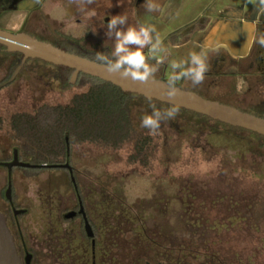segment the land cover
<instances>
[{
	"label": "rangeland",
	"instance_id": "1",
	"mask_svg": "<svg viewBox=\"0 0 264 264\" xmlns=\"http://www.w3.org/2000/svg\"><path fill=\"white\" fill-rule=\"evenodd\" d=\"M243 1L247 3L246 10L241 5ZM39 2L26 0L27 4ZM135 2L94 0L87 9L94 10L95 16L88 18L86 10L69 0H45L25 19L24 13L20 15L17 10L1 13L0 28L13 32L36 31L35 27L46 26L42 11H47L55 16L51 21L59 33L55 32L57 36L45 27L47 32L41 35L45 40L73 50L72 45L66 46V43L70 38H79L81 48L92 54L101 50L111 52L113 41L106 34L107 21L110 16L123 12L130 23H135ZM209 2L206 5L205 0H191L188 4L193 7L173 23L149 21L145 16L143 20L154 25L167 49L166 63L160 66L155 77L166 80L173 60L188 58L191 51H199L210 37L213 40L226 38L233 51L245 52L248 34L244 31L239 35L236 29L243 24L235 21L233 33H228L225 27L222 32L221 26L226 23L222 16L235 11L239 17L243 14L251 18L248 10L253 4L249 0ZM143 3L141 0V7ZM201 6L206 11L204 15H198ZM59 7L67 9L66 12L58 14ZM209 14H213V19L206 17ZM189 18H193L192 21ZM175 29L177 32L172 40L169 35ZM4 55L0 53V61ZM223 69L224 75L218 79L207 77L201 86L193 87L183 80L178 86L233 105H237L239 98L264 99V85H248L252 88L245 92L235 90V83L230 79L232 72H228V67ZM56 71L40 61H26L15 82L0 90V113L66 101L90 83L88 78L78 75L71 85L61 88L51 77ZM4 77L5 69L1 68L0 80ZM217 87L230 93H219ZM152 103L158 108H167ZM247 104L239 107L264 116V101L253 106H245ZM130 109L136 129L154 139V153L149 163L131 161L133 142L113 149L98 142L81 141L71 143L69 148V162L74 168L80 193L87 196L94 191L101 205L110 208L112 264H264V139L212 122H197L182 112L173 120L162 121L159 130L150 134L148 129L140 126L141 117L151 111L149 103L133 97ZM20 144L8 132L0 131V158H10L16 147L21 159H29L22 154ZM57 159L64 161L65 155ZM6 183V170L0 167V192ZM182 190L191 195L186 197ZM220 191H239L242 195H238L240 203L248 202L244 209L248 212L241 211L247 220L242 224L244 228L219 223L223 215L219 206L224 204L216 203ZM12 195L19 206L27 210L20 216L27 223L26 231L44 239L60 218V210L70 206L75 198L69 172L63 167L16 168ZM186 204L192 208L194 218L197 213L211 216L217 228L191 226L184 211ZM65 224L69 236L71 224ZM102 224L104 227V220ZM33 250L34 264H58L37 247Z\"/></svg>",
	"mask_w": 264,
	"mask_h": 264
},
{
	"label": "flooded vegetation",
	"instance_id": "2",
	"mask_svg": "<svg viewBox=\"0 0 264 264\" xmlns=\"http://www.w3.org/2000/svg\"><path fill=\"white\" fill-rule=\"evenodd\" d=\"M23 0H0V14L5 12L6 10H13L14 7L21 8V5L24 4ZM45 0H40L39 4L41 6L42 3H44ZM63 3V1H60ZM141 0H136L135 4L137 5L135 10L139 11H144V8L141 7L140 5ZM179 2L174 1L171 3V5L165 4V9L166 12L174 11L176 6H178ZM74 5V4H73ZM37 8V7H34ZM141 8V9H139ZM31 10V9H30ZM28 10V11H30ZM67 9L61 10V8H58V14H64ZM136 12V11H135ZM165 12V14H166ZM44 17L46 18V28L49 27V30L55 34L59 33L58 31H55L56 27H53L52 19H54L55 16H52L49 12H43ZM150 19V20H149ZM148 20L149 21H159L157 17L150 16ZM30 21V20H29ZM28 21V23H29ZM45 27H42L41 29H36L35 30H27L25 29L24 31H27L38 38L44 39L41 35L42 33L47 32V29ZM177 32V29L173 31L172 33L170 32L169 37H172V40L174 36V33ZM57 35V34H55ZM58 36V35H57ZM79 41V38H73ZM45 40V39H44ZM171 40V42H172ZM221 40H224L223 38ZM52 42V41H50ZM80 42V41H79ZM3 52H6L5 48H2ZM240 53V52H239ZM244 53V52H242ZM241 53V54H242ZM249 54L246 53L244 55H239L236 56V53L234 51H229V50H222L218 55L212 56L210 59L211 63V70L209 73H207V77L209 78H220V76L224 75L225 73L222 72V69L224 67H228V72H232L230 75V79H232L233 83H235V90L237 89V83L238 81L241 83L244 80L246 81V84L243 85L241 88L242 92L248 91L251 88L248 85L255 86L256 84L259 83V85H264V77L256 80L253 83H248L247 78L244 76V71H249L252 68V65H248L246 62H244V58L247 57ZM14 60V55L11 54H5L2 57V60L0 61V69L3 68L5 69V77L3 80H0V83L7 82L5 85H3L2 88H4L7 85L13 84L18 77V75L21 73L23 70V67L21 70L18 72V74L11 80L8 81L14 70L16 69L17 66L14 67V70L10 72V68L12 65V61ZM24 66V65H23ZM262 68V72L264 73V63L263 66L260 67ZM224 70V69H223ZM215 85H217L215 83ZM210 85L206 87V89H209ZM217 89V92H223L226 94H229L230 92H226V90H220ZM204 96V95H203ZM241 100H238L239 102H236L237 105L234 104V106L239 107V105H244L245 103H248L245 106H253V105H258L260 101H264V99L261 100H252L251 98H239ZM233 105V104H231ZM240 108V107H239ZM16 112V110H8L5 111L4 113H0V131L2 132H8V135L14 139V141H19L16 138L15 133L12 132V129L10 125L7 124V119L9 117L10 120L13 121V115ZM12 115V117H11ZM2 116V117H1ZM13 128V127H12ZM68 151L65 155L64 161H56L54 164H59V163H66L68 162L71 166L72 173L75 177L74 174V168L69 162V146L67 147ZM17 151L19 160L24 161V162H30L29 160H23L20 158V153L18 148L13 149L12 156L10 158L4 159L0 158V167H3L6 170V176H7V183L5 184V188L3 191L0 192V211H2L7 220V224L14 236V241L15 245L18 251V254L20 255L23 264H34L35 261V254H34V247H37L39 251H42V253H45L47 258L55 260L58 264H112V252H111V238H112V226H111V211L109 206H103L100 203L101 201L99 200L100 198H96L97 194H95L94 191L92 193H89L87 196L82 195L80 193V188L78 186L76 177L75 181L77 184L78 189L75 188L74 183L71 180V171L68 167H63L66 168L69 172L70 180L73 185V189L75 192V198L74 202L70 206H67L63 209H61V216L56 221V224L54 227H52V231L50 232L51 234L47 235L44 238H40L38 236H34L29 234L26 231L25 225L27 224L24 220L20 218L21 215H24L27 210L26 208H23L19 206V203L17 200L14 198L12 195L11 191V196L10 198L6 194L7 191V186H8V178H9V169L6 166L5 163L11 162L14 157V151ZM60 158V157H59ZM32 163V162H30ZM52 164V163H49ZM18 167H23V168H32V167H24V166H18V165H13L11 168V174H12V188H13V174L14 170ZM41 168V167H38ZM42 168H47V167H42ZM186 197L191 195L189 192L187 194V190L184 191L182 190ZM94 192V193H93ZM217 197H220V199H216V203H223L222 206H219V209L223 212V215L220 217V224L225 223L228 226L240 228L243 227L242 224L247 222L246 217L241 214V211L244 212V209H246V204L245 203H240L241 199L239 198L238 195H241V193L238 192H229V191H220L217 193ZM99 195V194H98ZM238 196V198H237ZM184 197V196H183ZM242 197V195H241ZM239 199V200H238ZM214 203V202H213ZM185 213L188 214L189 216V224L191 226L195 227H207V228H212L215 229V225H213L212 222V217L208 215H201L199 216L198 213L196 214L195 218L193 217V210L190 207V205L186 204L185 205ZM245 212H248L245 211ZM244 212V213H245ZM86 220L88 221L90 225L91 231L89 232L86 229ZM102 220H104V227L102 226ZM65 222L70 223L71 225V232H69V236L66 235L65 227L66 226ZM234 223V224H233ZM223 226V225H222ZM103 228V229H102ZM103 234V235H102ZM104 244V245H103ZM103 245V246H102Z\"/></svg>",
	"mask_w": 264,
	"mask_h": 264
},
{
	"label": "trees",
	"instance_id": "3",
	"mask_svg": "<svg viewBox=\"0 0 264 264\" xmlns=\"http://www.w3.org/2000/svg\"><path fill=\"white\" fill-rule=\"evenodd\" d=\"M55 45L96 60L95 54L81 48L80 42L76 39L70 38V42L66 43V46L72 45L71 47L75 50H70L59 44ZM2 48L5 46L0 44V53L14 55L10 68V72H12L20 62L22 55L19 52H3ZM99 52L110 53L105 50ZM28 60L40 61L57 70L55 74H51V77L57 81V85L61 88L71 85L72 68L54 65L41 59ZM80 75L88 78L90 83L85 88L74 92L68 100L42 104L31 110H16L13 121L9 119L10 116L8 117L7 124L13 127H11L12 132L21 142L22 154L29 158L24 160L36 164L54 163L58 161V157L66 155L67 147H70L71 143L93 141L113 149L133 142L134 152L130 156L131 161L149 163L154 153V139L151 135L136 129L130 109V100L133 97H139L148 103L149 99L135 93L125 92L109 81L84 73H80ZM151 102H156L164 107L170 106L168 103L155 99H152ZM180 112L188 113L197 122H212L223 128L235 129L264 139V135L225 124L206 115L183 108H180Z\"/></svg>",
	"mask_w": 264,
	"mask_h": 264
},
{
	"label": "clouds",
	"instance_id": "4",
	"mask_svg": "<svg viewBox=\"0 0 264 264\" xmlns=\"http://www.w3.org/2000/svg\"><path fill=\"white\" fill-rule=\"evenodd\" d=\"M69 2L76 4L81 10H86L88 18L95 16L94 10L87 9V5L93 4L94 0ZM249 3L257 7V15L251 22L245 18L243 24L248 34L244 45L245 52L254 44L264 48V29L260 28V24L264 23V0H249ZM143 8L149 16L160 15L166 11L164 0H144ZM106 27V34L113 41L112 50L110 53L96 52V60L100 61L109 73H118L121 77L142 83L153 79L160 66L167 60V49L154 25L144 20L130 23L128 16L122 12L110 16ZM222 50L233 51L227 41L213 40L210 37L208 42L200 46L199 51H191L188 58L173 60L164 87L160 90L162 96L169 98L170 106L158 108L151 102L152 96L148 93L151 111L145 112L141 117L140 126L148 129L150 134H155L162 121L175 119L181 105L173 102L172 98L177 95L179 82L183 80L190 82L193 87L201 86L211 70V57L218 55ZM242 87L238 81L237 90L240 91Z\"/></svg>",
	"mask_w": 264,
	"mask_h": 264
},
{
	"label": "water",
	"instance_id": "5",
	"mask_svg": "<svg viewBox=\"0 0 264 264\" xmlns=\"http://www.w3.org/2000/svg\"><path fill=\"white\" fill-rule=\"evenodd\" d=\"M0 44L5 46L6 51L19 52L22 55L20 62L8 81H11L18 74L28 59H41L54 65L72 68L71 83L76 80L80 73H84L109 81L119 86L125 92L135 93L147 99L148 93H151L152 99L170 104L169 98L160 94V90L164 87V82L166 81L164 79L154 77L142 83L133 81L130 78L121 77L118 73H109L102 66L101 62L67 51L27 31L13 32L0 28ZM6 83H0V88ZM178 88L177 95L172 100L173 102L179 103L181 105L180 108L206 115L214 120L234 127L244 128L264 135V116L216 99L207 98L198 92L182 88L181 86H178ZM5 164L10 172L6 191L9 198L12 191L11 168L13 165L24 167H68L71 171V180L75 188L78 189L71 166L68 162L59 164L24 162L19 160L17 151L15 150L13 160ZM86 229L89 232L91 231L87 220ZM0 264H23L15 245L14 236L7 224L6 216L2 211H0Z\"/></svg>",
	"mask_w": 264,
	"mask_h": 264
},
{
	"label": "crops",
	"instance_id": "6",
	"mask_svg": "<svg viewBox=\"0 0 264 264\" xmlns=\"http://www.w3.org/2000/svg\"><path fill=\"white\" fill-rule=\"evenodd\" d=\"M26 1V0H25ZM140 1V0H139ZM174 1H178L179 2V4H178V6H176V8H175V10L174 11H170V12H166V14H168L167 15V17H165V13H163V14H160V15H157V14H152V15H150V16H154V17H157L158 19H160L159 21H161V20H164L165 22H166V24L167 23H173L174 22V20L176 19V18H180V17H182L183 16V13H184V11H186V10H190L193 6H190L189 4H188V2H190L191 0H164V4H167V5H171V3H173ZM209 1H211V0H205V2H206V5H208V4H210V2ZM239 1V0H238ZM244 3V4H243ZM25 5H27L26 7H25ZM38 5V3H32V4H27L26 2H24V4H22L21 5V9H19V8H17V7H14V9L13 10H17L19 13H20V15H22L21 13H24L23 15H24V18L23 19H25L26 17H27V14L30 12V14L29 15H31L32 14V12L33 11H35L36 9H38V7L37 8H34V7H36ZM237 5L239 6L240 5V2L239 3H237ZM241 5L244 7V10H246L247 9V3H246V1H243L242 3H241ZM22 9H24V10H22ZM31 9V10H30ZM28 10H30V11H28ZM237 10H238V8H237ZM236 10V11H237ZM240 10V9H239ZM47 12V11H46ZM206 11H205V9L201 6V8L199 9V12H198V15H204V13H205ZM234 12L235 11H233V12H231L230 14H229V12L228 13H225V14H223V20H225V22L226 23H224L222 26H221V31L222 32H225L224 31V27L226 28V31L228 32V33H233L232 32V27H234L233 25H234V23H235V21L236 22H238L239 24H244V22H245V18H247V20L249 21V22H251L252 20H254L255 18H256V15H257V7L255 6V5H253V7L252 8H250L249 10H248V12H249V16H251V18L249 17L248 18V16H246V15H241L240 17L238 16V15H236V14H234ZM243 12H245V11H243ZM139 14V16H137ZM144 14V15H143ZM143 15V16H142ZM141 16H142V18H141ZM145 16L147 17H149L150 18V16L149 15H146L145 14V11H136L135 12V16L133 17L134 19L133 20H143L144 18H145ZM207 16H210L212 19H213V14H209V15H206V17ZM192 19L193 18H189V20H191L192 21ZM195 19V18H194ZM211 19V20H212ZM262 19H264V18H262ZM130 20V19H129ZM187 19L185 18V21H186ZM232 23V24H231ZM228 24H230L231 26L229 27V25ZM237 26V25H236ZM231 28V29H230ZM260 28L261 29H264V23H261L260 24ZM35 29H37V27H35ZM234 29V28H233ZM236 29H238V32H239V35L242 33L243 34V32L245 31L244 30V26H237V28ZM176 30V29H175ZM224 39V41H226V38H223ZM237 46V45H236ZM238 46H240V44H238ZM234 50V49H233ZM235 52V51H234ZM240 52V51H239ZM239 52H235L236 53V56H239V55H244V54H246V53H248L249 52V54L247 55V57L246 58H244V62H246L248 65H252V68L247 72V71H244L243 73H244V76H245V78H247L246 80H247V82H249L250 84L251 83H253V82H255L256 80H258V79H260V78H262V77H260L261 75H264V73L262 72V68H260V67H262L263 66V63H264V48H261L259 45H256V44H254L247 52H245V53H239ZM241 83H243V85L244 84H246V81L244 80L243 82H241Z\"/></svg>",
	"mask_w": 264,
	"mask_h": 264
}]
</instances>
